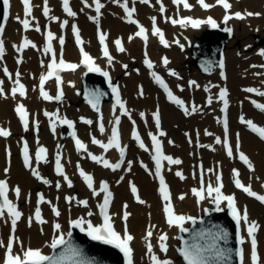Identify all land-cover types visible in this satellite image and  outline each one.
<instances>
[{
  "label": "bare ground",
  "instance_id": "obj_1",
  "mask_svg": "<svg viewBox=\"0 0 264 264\" xmlns=\"http://www.w3.org/2000/svg\"><path fill=\"white\" fill-rule=\"evenodd\" d=\"M41 1L42 0H31L33 5V14L32 16L28 17L31 21V27L28 28V39L35 45L32 47L29 45L25 47L24 52V60L19 67L21 69V73L19 75V81L24 82L27 85V92L24 96H20L17 93L15 96L7 94L6 97L0 96V123L1 124H11L14 133H22L23 130L18 127L17 118L13 113V104L17 101H25L28 103L30 109L32 110L34 115H37L40 119L42 125L39 129L36 130L35 135L31 139V146L38 150L39 147H44L47 150L46 155L49 153L52 155L55 148L60 147L64 150V158L63 161L67 165L66 176L69 180H71L72 184L71 187L68 185V182L64 179L63 176L55 177L53 175L52 180L49 183L42 184V190L45 192V196L49 198L50 201L58 202L60 207V215L55 216L51 212H49L50 203L44 205L46 212L45 215L47 216V221L45 223H37L34 218V211L37 206H42V202L38 204V200L35 197V192L37 189V185L35 184V180L33 176L23 168L18 155H14L9 160L11 161L10 170L8 173L7 178L10 179L12 185L18 184L21 186V191L18 196H14V200L17 203H21V217L18 220L17 230H16V237L19 243H15V250L21 251V244L23 248L26 246H32L35 249H40L44 253H50L51 251V237L53 234L52 231V224L53 223H60V229L64 235L66 236L68 232V228L70 222L75 218H86L94 217L98 215L97 207L100 204L101 197L94 196L91 191L85 188L82 183V178L80 179L77 171H76V162H79L81 166L87 167L89 171L93 172L96 175L97 187H99V183L104 180H108L112 183L113 189L115 191L114 198L112 200V213L114 214V218L117 219V223L121 226V216L122 211L128 212V225L129 229L134 234L133 241L131 242L133 246V254H132V261L133 264H152V261L147 259V243L144 237L147 234L146 224H150L151 231L153 233L152 237L150 238V242L153 245V253L157 255L160 259H167L171 260L174 259L172 257V253H174V246H175V235L177 231H180L182 226L190 224L191 217L196 216L198 213L202 212L201 210L205 206L211 205L214 200V196H206L200 200V202L196 201L195 193L193 192V188L198 186L199 183V170H198V163L195 164L196 168L193 171V165L196 160H203L209 166L212 163H215V166L222 165L225 169V186L224 190L229 192L234 190L235 187L231 184L228 174L231 173L232 169L237 170H244V174L247 175L245 177V182L251 185L253 191L257 192L258 194L264 195V143L256 136L251 135L248 133L238 121H236L235 128L242 131L241 134V152L247 156L248 161L251 163L252 167L247 169L240 165L236 160H232L230 157L226 156L223 143H216L215 136L216 133L222 134V121L221 115L222 111L220 110L221 107V100L218 98V91L221 88H228L229 89V111L235 113L236 111H243L245 115H248V119H251L253 123H255L258 127L264 126V112H261L260 109L256 107H252L250 110V106L243 104L242 102L236 101V96L232 95V90L236 89L237 82L241 81L244 77L238 73V70H234V68L240 67L241 56L238 55L242 52V47L245 48V54H252L255 56L257 60V67L262 70L264 64V55H257L259 49L263 48L264 46H258L256 49L252 50L248 48V43H245L241 46H238V40L241 38L239 36L238 27H242L241 35L245 36L246 38L242 40L248 39L252 41L253 33L250 30H256L257 33L260 35H264V31L262 27L264 26V0H232V8L231 11L243 10L244 13L252 12V13H259L257 17L251 16H244L243 19H237L234 16L230 19L227 23H224L221 20V13L223 10L221 9L220 5H216L208 10H204L201 6L197 5L192 12L195 14H207V13H214L217 14L219 18V23L217 25H225L229 27H235L237 36L233 38L230 43L228 49L226 51V56L228 57L227 65L229 69V73L227 76L223 77L221 71L217 70L215 77L210 78L209 80L217 81V85L220 86L216 92L213 94L212 100L214 101L210 107H213V111L210 114L206 113L204 115H200L198 117L191 116V120L188 122H184V119L180 117L178 114L171 111V108L177 109L180 108L176 105H168L165 102V99L162 96L165 94L162 93L159 88L156 87L154 84L153 79L151 78L152 71L150 69L144 68L141 65V68L138 72H133L128 75H124V69L126 68L128 61L131 59L132 56L136 55L140 51H148L150 56L156 61V68L161 65L160 62V55L162 52H168L170 55L169 59V66H172V63H177L180 59L186 57V47L189 42H191L195 35H198L203 32L206 28H208V24L204 23L201 24L200 27L194 28L190 24L187 26H177L169 21V17L173 14V9L180 8V6H173L171 0H163L168 3V13L166 16L161 15L159 12L156 11V1L154 0V7H150L139 0L138 2V15L142 19V21L149 26L151 29V25L153 23L152 18L159 19L162 23L166 24L169 30V37L170 43L174 45L172 48H164L160 45V43L156 40V36L149 35L147 40L140 37H135L133 32V27L131 24H127L124 21V16L121 12L118 16H115L110 10L113 9L112 4L105 3L103 7L104 16L97 18V21H101L105 28L109 29V35L111 40H113L117 35L122 34L125 39V47L123 52L114 51L110 56L112 57V62H108V57H102L101 60L104 63L105 68H109L110 70L114 67L115 70L112 71L113 78L115 76L123 77V88L126 91V97L129 99L130 104L135 106V112L139 113V118L141 119V113H146L152 117V114L156 112L157 109V101L156 99H161V103L163 108L161 109L160 113L164 119V131L169 124H173V137L178 140L179 147L177 149L172 148L170 146V142L166 139L165 145L167 144L168 152L172 153L176 156V159L181 161L180 164H170L165 163L164 165V172L166 174L167 180L173 186V199L174 205L172 209L175 212H178L179 215L185 217L182 225H169L167 220L164 218L163 212V205L160 200V195L158 194V183L156 179L151 178L150 175L144 173L140 165L130 164L132 166V170L130 173H126L124 169L126 166L122 168L121 172H112L110 169H104L100 166H97L95 162H92L88 159L87 151L92 149L88 146L87 151L77 150L74 148L71 140L69 138L62 139V134L59 129V123L61 122L62 118L64 117L65 113L70 112L73 115L75 112L84 111L88 115H93L91 113V109L87 104H83L80 106L79 109H75L72 105H68L67 102H71V104H79V97L74 94L76 89H80L82 84V77L84 75V68L79 67L74 71L63 72V79H64V89L69 93V97L66 102L63 104H58L55 102H47L46 100L39 99L37 95V90H35V85L38 78L30 79L28 77V72L34 71L37 75L41 74L45 70V68L39 66L37 64V60L40 57V49L42 48V36L40 33H36L34 28L39 25L41 22H45L46 20L40 15L41 10ZM215 4V0H208ZM53 2V10L50 15V19L52 16H55L57 10L59 8V2L57 0H52ZM75 2V0H73ZM0 6L3 8L2 1L0 0ZM76 6H79L76 4ZM91 9V8H89ZM22 6L19 4L17 0H13L11 7H10V21L7 27H5V38L4 40L7 42V60L9 63H14V52L15 49L19 46L20 36H21V25L16 20V16L19 15L22 18ZM243 13V14H244ZM34 17V19H33ZM52 22H56L52 20ZM83 27V31L86 35V44L90 50L96 52L98 50V46L95 43V37L92 35L93 27L95 31V25H91L86 20L81 22ZM246 26H251L246 29ZM174 33L179 34V39L174 40L172 35ZM131 37V39H130ZM254 38V37H253ZM178 41V42H177ZM181 45L183 47H181ZM180 49V52L178 51ZM141 52V55H143ZM65 53L68 58L70 59H78L79 55L77 50L74 48L71 42H67L65 46ZM120 56L119 59L116 57ZM254 60V61H256ZM211 62L209 61V64ZM181 66V64H180ZM164 71V70H163ZM249 73V72H248ZM235 74H238L234 76ZM248 75V74H247ZM16 77L13 78L11 84L16 85ZM173 82L174 86L176 87L178 83V79L176 77H169V80ZM208 80V81H209ZM140 81V82H137ZM137 82V83H136ZM136 83L135 89L137 90L138 84L145 83L147 84L146 88V97L145 99H141L138 97H132L130 94L132 93L133 86ZM204 83L205 88L207 89L208 86L213 84V82H205L204 79L199 78V84ZM235 84V85H234ZM50 87H53V82L50 83ZM232 89V90H231ZM196 90V89H195ZM203 89L200 88L198 91L196 90L194 93L201 92ZM228 91V90H227ZM264 91V88H263ZM213 93V92H212ZM191 94V93H188ZM234 94V91H233ZM191 96V95H189ZM264 102V97L256 98ZM233 100V101H232ZM190 102V101H189ZM113 105V101H106L102 104V111L106 113V122L111 124L113 117L110 115V109ZM186 107V106H185ZM197 107H200V104H197ZM55 109H60L61 114L59 120H55L54 116L52 117H44L43 112L47 110L49 113H54ZM249 109V110H245ZM184 110V108H183ZM132 112H134V107L132 106ZM96 113V112H95ZM77 114V113H75ZM230 114V112H229ZM235 117V115H233ZM52 121H55V131L53 128L50 129V124ZM232 121V120H231ZM201 123L207 124V129L205 135L202 137L201 145L196 147L193 146L192 141L186 140L182 138L183 132L187 131L190 133L196 132L195 127L200 125ZM150 124V123H148ZM49 125V126H48ZM53 125V124H52ZM124 125V143H127V148L129 149V158H133L135 154L143 155L142 152L132 150L133 146L137 148L135 142L130 138L132 134V127L130 123H123ZM143 127L145 128L147 125L146 123H142ZM81 129L83 133L90 134L92 131L90 130V126L81 124ZM109 127L106 128L105 132H107ZM104 132V133H105ZM212 133L213 139H210L209 133ZM103 133V134H104ZM214 135V136H213ZM15 137L14 135H10L8 138H1L0 137V175H3L2 168L6 166L8 159L6 157V152L4 150V145L6 143H10L13 146V151L16 149L15 146ZM88 139V138H87ZM235 141V139H234ZM197 143V142H196ZM94 151L99 153L102 157L110 156V157H118V150L113 149L107 154L102 153L101 149L98 147L93 148ZM240 152V153H241ZM16 153V150H15ZM240 153L235 155L240 156ZM139 159L140 157L137 156ZM202 162V161H201ZM39 163L41 164L40 170L42 173H47V168L50 167L44 160H40ZM53 164V163H52ZM53 166V165H52ZM182 173L183 178L178 176L176 173ZM205 179H208L211 182H215V175L211 172L206 170V165L204 168ZM154 175V174H153ZM230 176V174H229ZM121 179L119 183H116V180ZM59 183L60 187L56 188L55 185ZM140 184V195L139 200L144 201V203H140L138 200L135 199V193L132 192L131 188L132 185ZM78 187L80 189H78ZM54 191V192H53ZM65 194H70L73 197H76L75 200H71L68 204L65 201ZM177 194H183V199H179ZM77 195L80 198L84 196L89 199L87 207L84 205H80L77 203ZM56 197L59 198L56 200ZM253 198H249L245 196L242 192H240V203L237 204L240 206L241 215L245 210L244 206L248 203L249 207L247 210L248 220L255 221L259 227L257 229V233L259 234V252H261L260 257V264H264V206L259 203V201H253ZM226 201H221L218 205L225 206ZM125 205L127 207L125 208ZM91 212L92 215L89 216L88 213ZM29 218H31V223L29 222ZM10 217L5 214L3 217H0V239L6 238L10 232ZM86 226V224H84ZM123 227V226H122ZM242 229L239 230V235L243 233V243L242 249L244 254V262L243 264H251L250 260V242L247 236V225L242 220ZM167 235V240L165 243L167 244V252H163L160 249L159 244H157L156 238H159L158 234L164 233ZM197 234L196 231H191L188 236L184 235V242L182 243L184 248L193 250L196 248L194 244L188 245V241L193 240L197 243ZM157 236V237H156ZM191 240H189V239ZM5 241V239H4ZM84 251H89V249L85 247H81ZM5 248L0 247V264H3V255H4ZM101 252L104 253V249H101ZM147 253V254H146ZM107 256L106 254H104ZM144 258V259H143ZM216 262L219 264H224L225 261H235V255L233 251H227L226 253H222L219 256L214 258ZM205 261V260H204ZM106 264H115V263H106Z\"/></svg>",
  "mask_w": 264,
  "mask_h": 264
},
{
  "label": "snow or ice",
  "instance_id": "obj_2",
  "mask_svg": "<svg viewBox=\"0 0 264 264\" xmlns=\"http://www.w3.org/2000/svg\"><path fill=\"white\" fill-rule=\"evenodd\" d=\"M21 2H22L23 13H24L25 18L22 19L19 15H17L16 20L20 24H22L24 29H28L29 27H31V21L27 17L32 16L33 5H32L31 0H21ZM117 2H119V0H117ZM142 2L148 3V0H142ZM85 3H87V0H85ZM173 3H175L177 5H183V7L185 9H191L193 7V5L188 2V0H173ZM197 3L205 10L212 8L216 5L222 6L223 9L225 10V15L223 17V20L225 23H227V21L230 20L233 16L237 19H243L245 15L246 16L260 15L259 13H252V12H246L244 14H242L241 12H235L232 15H229L228 10H230L232 8V4L229 2V0H215V4H209L206 2V0H197ZM95 6H96V12L99 14L100 9L103 7V5L100 3V0H95ZM122 7L124 8V11L126 12L127 17L129 18V22L134 23V24L138 23L137 21L131 19L132 15L136 11V9L134 7L129 8L128 4H127V0H125ZM9 8H10V0H3V9H4L3 16H4L5 20L9 16ZM63 10H64V12L67 13L68 16L74 17L76 15V13L74 11H72V9L69 7V0H63ZM160 10H161V12H163L164 8L161 7ZM43 14L46 17L49 15V8L47 5V0H44ZM33 19H34V17H33ZM51 19L56 20L57 17L52 16ZM91 19L95 20L97 18L91 17ZM152 21H153V25H152L153 35H158L160 38V42L167 47L168 43L164 39L162 31L158 27H156V25H155V17L152 18ZM171 22L173 24H180L182 26H187L190 24L194 28H198V27H200L201 24H204V23L210 24L214 28L217 27V23L212 17H208L206 20H201V19H194L193 17H190V16H186V17H183L179 20L172 19ZM67 24H68V21L64 20L63 23L61 24V27H63L64 25H67ZM36 30L37 31L40 30L38 25L36 26ZM225 30L228 31L229 33L231 32L230 28L225 29ZM3 31H4V26L2 24H0V33H3ZM73 32L76 34L77 44H82L83 42H82L80 35H79V29L75 25H73ZM135 35L142 37L145 41L147 40L146 30L143 26L139 27V31L136 32ZM55 38L56 37L54 36V34L51 31H49L47 33L48 43H47L44 50H45V52H52V60H51V63H49L47 66L48 67L47 75H41L40 86H39L40 96L43 97V99H45V100H52V99L59 100V99H61V97L63 95V92L61 91L55 97L50 96L44 90V84H45L46 80L55 76L56 82L59 85L62 82L60 79V76L58 75L60 70L70 69V70L74 71L77 67L80 66L78 64L66 63L62 58V53H61V58L59 59V62L57 63L56 54L52 50V41ZM130 39H131V37H130ZM59 42L61 45L64 44V38L62 36L59 37ZM104 42H105V35L101 34L100 35V43L102 45H104ZM115 43H116L117 49L119 51L123 52L125 50L122 47L121 41L119 39L116 40ZM29 45H31L32 47H35V45L32 44V42L30 40L25 39L23 44L20 45V47L17 50L18 51L22 50L23 48L28 47ZM181 47H183V46L181 45ZM3 52H4V43H3V40H0V57H2ZM80 52H81V55L83 57V59L81 60V63L84 64L85 66H87L89 71H99V68L95 65L93 58L87 52H85L82 47L80 49ZM103 54H104V56L108 57V62L111 63L112 57L109 55L108 48L106 45L103 48ZM261 55H264V51L261 52ZM145 63L148 65L149 68L152 67V62L150 60H145ZM167 63H168V60L165 57L164 58V64H167ZM125 67H126V65H125ZM220 67L223 68V62L222 61L220 63ZM4 71H5V73H7V71H8L7 68H5ZM104 75H108L107 72H105ZM153 75L155 76L157 83H159L167 91L168 98L170 100H172L173 102H175L176 104L180 105L181 107H184V102L172 94L171 90L168 89V86L164 83L163 79L161 77H159L158 75H156L155 73H153ZM171 75L175 76L177 74L175 72H172ZM222 75H223V73H222ZM16 76H17V79L15 81L16 87H13L11 89V94L13 96H15L17 93H19L20 96H24L26 94L25 86L22 83H20V81H19V78H18L19 73H17ZM195 83H196L195 81H190V84L194 85ZM0 84H2V81H0ZM113 91L115 92L116 89L114 88ZM246 91L257 92L259 95L264 96V92H260L258 89L248 88V89H246ZM0 94H3V88L2 87H0ZM142 94H143V92L141 91V95ZM226 96H227V90L221 89L220 94H219V98L224 101L225 109L227 108V105H228V101L226 99ZM211 102H212V99H211V97H209L208 103L211 104ZM117 103L119 104L121 110L124 111L125 113H127V109H125L124 103L119 100L118 93H117ZM253 103L255 104V106L257 108L264 110V104L256 103L255 101H253ZM15 111L19 114L20 119L23 121L25 129H27V127H28V113H27V110L25 109L24 105L18 104L16 106ZM184 111L186 114H188V108L187 107H184ZM192 111L193 112L196 111V108L193 107ZM45 115L52 117V116H56L57 113L45 112ZM141 116H143V113H141ZM154 117L156 120L157 127H159V113L158 112L154 113ZM240 119H241V122L247 124L251 128L252 131L257 132L261 138H264V127H258L255 123H253L252 120H245L243 116H241ZM85 122L88 124L92 123L91 120H87ZM61 123L67 124V125H69V127H71L73 124L72 121H70L66 118L61 120ZM52 124H53V131H55V121H52ZM119 124H120V117L117 116L115 119V122H114V126L111 129V136L108 138L107 143H103L102 141L96 139L95 137L92 138V143L99 145L101 148H103L105 150V152L110 148H116L119 150L120 156L123 157L124 148L121 147V145H120V136H119V131H118V127H117ZM104 130H105L104 125H103V123H101L100 124V131L104 132ZM225 131H227V122L226 121H225ZM9 134L10 133L7 130L0 128V136L7 137ZM72 135L75 136V132H73ZM149 135L151 136V140H152V143H153V146L155 149V155L153 156V159L156 162V174L160 178L161 187L159 190L163 196V199L165 201H169V203H166L164 206V211L167 215V222L170 226L171 225H182V222L184 221L185 217H183L181 215H177L173 211L171 203H170V195L167 191V186L164 182L163 176L160 175L161 161L162 160H166L170 164H180L181 161L179 159H173L171 156L164 155V153L161 150L160 140L157 138V136L152 135L151 133H149ZM160 135L162 136V135H164V133L161 132ZM132 136L136 140H140L139 134L136 132L135 128H133ZM75 142H76V147L78 150L83 149L84 151H87L86 145L81 140H79L77 138ZM220 142H221L220 138L217 137L216 143H220ZM140 147H142V148L145 147L143 141L140 142ZM237 148H238V145H237ZM227 150H228V155L231 156L233 154L232 148L229 146ZM46 153H47V150L44 147H42V146L39 147L35 153V157H36L37 162H39L40 160H44L46 157ZM23 154H24L25 165L28 167H31L27 143L24 144ZM89 156H91L92 160H94L98 163H103V166L105 168H111V169L115 170V169L120 168V166H121L120 162L110 163L107 159H104L102 156H96V155H93L91 153H89ZM240 159L243 160L245 163H247L249 168L252 167L251 163L248 161L247 156H245V154L242 152L240 153ZM130 163L131 162H129V164ZM5 171H7V169H5ZM56 172L58 174L64 176V179L68 182V185L71 187L72 182H71V180L68 179V177L66 175H64L63 165L60 162V154L59 153H57V156H56ZM233 173L237 177V179H235V185L237 188L242 189L249 196L255 197L257 200L264 203V195L258 194L257 192L253 191L251 188V185L245 186L243 183H241L240 179L238 178L239 177L238 171H236L234 169ZM32 174L34 176H36L38 179H42V180L44 179L43 177L40 176L39 172L35 168H33ZM176 174L178 176H180L181 178H183L182 173L177 172ZM80 175L84 178L85 182L87 183V186L90 189H92L93 188V177L90 174H87L86 172H84L82 169L80 170ZM220 179H221L220 176L217 175L216 176L217 186H215V187H213V185L211 183L208 184V187H207L208 195L211 196L213 193L216 194L214 197L216 204H219L222 200H226L228 202V207L232 210V215H233L234 219L236 220L237 225H239L241 223V220H243L247 224V234L251 238V261H252V264H259V256L257 253V241H256V237H255V232L257 231L259 225L255 221H249L248 220V215H247L246 209L244 210L243 215H241L239 209H237V207H236L235 199L233 196H231V195L225 196L221 192V188L223 185L219 183ZM44 183H49V181L44 180ZM56 186H57V188H59L60 187L59 183H57ZM131 190L133 193L137 192L135 185H132ZM202 191H203V189H201L199 191L196 189H193V192L197 196H199L201 199L203 198ZM15 192H16L17 196H19L20 189L17 187L15 189ZM100 193H104L103 203H100L98 205V207L100 209V214L103 217V223L99 224V225H93L91 221H86L84 218L73 220V221H71V223L78 226V227H81V231L85 230L84 227H82V225L87 224V233L93 240L103 241L106 244H114L116 247H118L123 252V254L126 258L127 264H133V261H132L133 249L130 246V242L133 240V236L128 233L126 226H125V230L123 232V235L121 233L117 232L113 227L112 217L108 213V206L110 204L112 194L108 190L107 182H100L99 192H97L95 189H93V195H99ZM0 198H2V202H0V217H3L5 214H7L9 217H11V225H12V230L14 232L15 227H16V223L20 219L22 214L20 211H18L16 205L13 204L12 201H10L8 199L7 183L4 180H0ZM67 199L72 200L74 198L68 197ZM181 199H183V197H181ZM137 200L140 203H144V201L139 200V196H137ZM43 201H44V197H43V195H40L38 204L40 202H43ZM78 203L81 205H84L85 207H87V205H88L87 200H80V201H78ZM126 207H127V205H125V208ZM217 210H219V209H217ZM53 211L55 212V214L57 216L60 215L59 211L56 210L55 207H53ZM88 215L91 216L92 213L89 212ZM128 215H129V213L125 211L124 215H123V218L125 221L127 220ZM35 218L41 223L44 222L42 220L40 208L38 206L35 210ZM29 222L31 223V218H29ZM55 227L57 229H59L60 225L56 224ZM69 235H70V233H69ZM152 235H153L152 231L148 230L146 236L144 237V239L147 243V253L149 254V258L152 261V264H171V261H169L167 259L162 260L159 257H157V255L155 253H153V245L150 242V238L152 237ZM218 238H222V237H218ZM166 240H167L166 234H162L159 236V246H160L161 251H163V252H167V244L165 243ZM14 242L19 243L18 239L15 237H10L7 245H4L3 242L0 241V247H6V252H5V255L3 257V264H44V262H46V261L48 262V264H60V261H63L64 259L68 258L63 254L59 257L47 256V255L42 254L40 249H33L31 247L23 248L22 244H21L22 251L19 253H14L13 252V243ZM243 242H244L243 238L241 237L240 243H243ZM58 245H68V247L66 248L65 251L68 253H71L72 256H79L80 255L78 249L72 247L69 241H65L63 234H61L58 237L53 239L51 247L53 249H55ZM181 251L183 253L184 259L186 261H188V264H204L202 251L199 248H195L193 250L186 248V249H183ZM239 255H240L241 264H242L243 249H241L239 251Z\"/></svg>",
  "mask_w": 264,
  "mask_h": 264
},
{
  "label": "water",
  "instance_id": "obj_3",
  "mask_svg": "<svg viewBox=\"0 0 264 264\" xmlns=\"http://www.w3.org/2000/svg\"><path fill=\"white\" fill-rule=\"evenodd\" d=\"M1 13L2 8L0 6V18L2 16ZM230 36L231 32L229 33L225 28H212L207 29L201 37H198L193 47V56L195 62L200 66L204 73L211 72L217 67H220L221 61H224V50ZM209 61L211 62L210 64ZM113 95L112 92L110 97H113ZM217 209L218 208L208 210L205 216L196 219L191 227L182 229L180 238L183 243L184 235L189 237L188 234L191 231L198 232L197 243L188 238L191 241H188L189 243L187 244H194L196 248H199L202 251L203 259L205 260L204 264H219L214 258L229 250L234 252L235 261H225L224 264H238L240 251V227L237 225L229 208ZM67 240H75L77 242L80 255L72 256L66 254L65 256L68 258L60 261V264H81L82 255L93 259L92 264H116L117 262L123 264V254L116 246L108 247L100 241L93 240L79 232L78 227L73 229ZM59 247L60 245L54 249L53 254L50 256L55 257L56 255V257H59ZM81 247H85L89 249V251H84ZM100 248L104 249L105 252L102 253ZM182 249H184L183 244ZM44 264H48V262L46 261Z\"/></svg>",
  "mask_w": 264,
  "mask_h": 264
},
{
  "label": "rangeland",
  "instance_id": "obj_4",
  "mask_svg": "<svg viewBox=\"0 0 264 264\" xmlns=\"http://www.w3.org/2000/svg\"><path fill=\"white\" fill-rule=\"evenodd\" d=\"M116 12H117V10L115 8L113 10V13L115 14ZM250 27L251 26H246V29L249 30ZM236 29L237 28H235V31H234V38L237 36ZM238 31H239L238 32L239 33V36L241 37L237 41L238 42V46L240 48L245 43V41L249 44L248 45V48L249 49H252V50L256 49L258 46L264 45V44L258 43L257 40H256V35L260 36L261 38L264 37V35L263 36L262 35H259L257 33L258 31H256V30H252L251 31L250 30V32L253 33L252 41H249L248 39L242 40V39L246 38L244 35L243 36L241 35L242 27L239 26L238 27ZM194 40H195V38H194ZM228 49H230L229 44H228V47H227L226 50H228ZM244 50H245V48L242 47V52H240L238 54V55L241 56L240 67L239 68H234V70L237 69L238 70V73H240L244 78L241 81L235 83V84H237L236 89L234 88V90H232V91H234V94L236 95V101L242 102L243 104H246V105H250L251 106L252 104L250 103V100H248V97L250 99H252V98H255L257 95H254L251 92L245 91V88L246 87L249 88V86H250V88L256 89L258 87L257 85H261L262 88H260L258 90L261 91V92H264V91H262L263 88H264V64H263V69L260 70L257 67V65H256L257 64V60H256L255 56H253V53L252 54H245ZM262 51H264L263 48L259 49L257 55H261V52ZM226 59H228L227 56H226ZM254 60H256V61H254ZM180 64H181V66H180ZM174 65L176 67H178L179 70L181 71L180 73L182 74L183 82H185V83H183L186 86L185 88H187L188 90H190L191 92H193V91H195V87L201 86L203 88V90L201 92H198V93L196 92L193 95V98H195L196 101L198 100V102L200 104V107L199 108H196V111L193 112L192 109L190 108V111H188V116L185 115L186 113H183V112H181L178 109L176 110V109L171 108V111H173L174 113L178 114L180 117H185V118L189 117L187 119H184V122L190 121L191 120V117L190 116H193V117H198L200 115H204L205 116V113H208V112H210L209 113V118H210V114H211V112L213 110H211L209 108L207 101H208V98L209 97H211V98L213 97L214 92H216L220 86L217 85V81H215V80H209V79L215 77L216 73L213 74V75H202L199 72V70L192 63V58H191V54H190V45L187 48L186 57L183 58V59H180V61L178 63L174 64ZM140 68H141V55H135L132 58V60H131L130 66L127 69H124L125 70L124 71V75H128V74H130V73H132L134 71L137 72V71L140 70ZM227 70H229V69H227ZM236 75H238V74H235L234 76H236ZM199 77H201L202 79H204L205 82H213V84H211L210 86H208V88L206 89L204 87V85H205L204 83H200V84L197 83V82H199ZM121 80H122V77L121 76H118V81L120 83H121ZM190 81H195L196 83L194 85L193 84H189L190 86H192V87H189L187 84L190 83ZM216 85H217L218 88H216ZM251 86H253V87H251ZM77 92L78 91L76 90V92H74V94L76 95ZM68 96L69 95H66L62 99L61 103H63L64 101H66ZM158 102H159V104H161L160 99H158ZM68 104L69 105H72L75 109H79L80 106L83 105V104H85V103L82 101L81 96H79V104H76V106L74 104H71V103H68ZM245 110H249V109H245ZM251 110L252 109H250L249 111H251ZM81 114H84L86 117H88V116L90 117V115H87V113H85L84 111H81ZM239 114H240V110L239 111H236L235 113H232V115H235V117L231 116L232 123H234L235 121H239L240 120L239 119V116H241V115H239ZM78 116L76 114V115H74V118H78ZM94 116L96 117L97 116V113ZM71 117H73V115ZM38 127H40V124L39 125H36V126H32V130L35 129V128H38ZM172 128H173V126H172ZM195 129H196V132H193V133H190V132L185 131L183 133L182 138L184 140L186 138L187 139L189 138V141H190L191 140L190 137H193L194 138L193 146L196 145V141H198V144H197V146H198V145L201 144L202 137L205 135V132H206V129H207V124L206 123H201L200 125H197L195 127ZM30 131L31 130H29V132ZM172 134H173V132L170 133V134H168L166 137H168V139H170V143L173 145V147L176 148V147H178V141H176L172 137ZM62 136H63V132H62ZM210 139H213V138H210ZM57 151H58V149H55L54 150L53 156L56 155ZM202 163H204V162H202ZM195 164H196V161H195V163H194V165L192 167L193 168V171H195L194 168H196ZM206 167L209 168V166H206ZM50 178H51V176L48 175V179H50ZM38 185H41V183H38ZM203 209L201 211H203ZM146 226H148V224H146ZM149 226H151V225H149ZM148 230H151V229H147V231ZM162 234H165V232L162 233ZM158 236H160V234H158ZM156 241H157V244H159V238H156ZM178 246H179V243H178V240H176L175 246H174V253H172V257L174 256L173 257L174 259L169 260V261H171V264H185L181 260L179 254H178ZM167 249H168V247H167ZM147 255H148L147 259H149V254H147Z\"/></svg>",
  "mask_w": 264,
  "mask_h": 264
}]
</instances>
